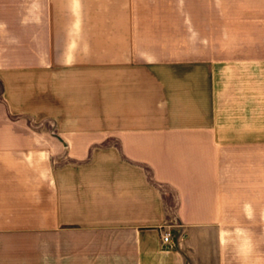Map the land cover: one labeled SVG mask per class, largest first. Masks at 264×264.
<instances>
[{
  "label": "crops",
  "instance_id": "0c3cea01",
  "mask_svg": "<svg viewBox=\"0 0 264 264\" xmlns=\"http://www.w3.org/2000/svg\"><path fill=\"white\" fill-rule=\"evenodd\" d=\"M235 2L0 0V264H264V3Z\"/></svg>",
  "mask_w": 264,
  "mask_h": 264
},
{
  "label": "rangeland",
  "instance_id": "374dc122",
  "mask_svg": "<svg viewBox=\"0 0 264 264\" xmlns=\"http://www.w3.org/2000/svg\"><path fill=\"white\" fill-rule=\"evenodd\" d=\"M236 5H240V4H250L252 6V14L251 16L255 19L258 18V16L260 15V10L258 8H260L259 3H264V0H235ZM264 5V4H263ZM261 14L263 15L264 12L261 11ZM262 77V76H260ZM262 79V78H261ZM85 237V235H83V233H60L58 235V239L59 240H63V239H78V238H83ZM33 237H29L26 236V241H33Z\"/></svg>",
  "mask_w": 264,
  "mask_h": 264
},
{
  "label": "built area",
  "instance_id": "2783aa9c",
  "mask_svg": "<svg viewBox=\"0 0 264 264\" xmlns=\"http://www.w3.org/2000/svg\"><path fill=\"white\" fill-rule=\"evenodd\" d=\"M169 236L170 235L168 233L163 234V236H162L163 239L162 240H163L164 243H168L170 241V237Z\"/></svg>",
  "mask_w": 264,
  "mask_h": 264
}]
</instances>
